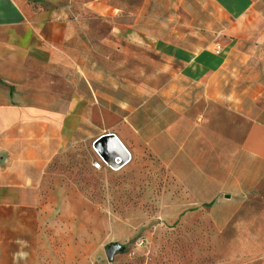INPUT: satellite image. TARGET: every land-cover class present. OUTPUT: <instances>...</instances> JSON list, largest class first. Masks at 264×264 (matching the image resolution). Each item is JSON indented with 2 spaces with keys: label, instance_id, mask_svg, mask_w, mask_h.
I'll return each mask as SVG.
<instances>
[{
  "label": "crops",
  "instance_id": "obj_1",
  "mask_svg": "<svg viewBox=\"0 0 264 264\" xmlns=\"http://www.w3.org/2000/svg\"><path fill=\"white\" fill-rule=\"evenodd\" d=\"M107 133L264 255V0H0V264L40 235L52 163Z\"/></svg>",
  "mask_w": 264,
  "mask_h": 264
},
{
  "label": "rangeland",
  "instance_id": "obj_2",
  "mask_svg": "<svg viewBox=\"0 0 264 264\" xmlns=\"http://www.w3.org/2000/svg\"><path fill=\"white\" fill-rule=\"evenodd\" d=\"M201 37L193 29L192 38ZM95 154L93 145L76 146L52 163L40 237L16 240V264H264L263 254L218 241L211 208L183 205L190 194L175 188L166 166L145 160L95 169ZM114 244L124 250L109 261Z\"/></svg>",
  "mask_w": 264,
  "mask_h": 264
},
{
  "label": "water",
  "instance_id": "obj_3",
  "mask_svg": "<svg viewBox=\"0 0 264 264\" xmlns=\"http://www.w3.org/2000/svg\"><path fill=\"white\" fill-rule=\"evenodd\" d=\"M95 152L103 161L113 169H119L126 165L131 154L123 142L114 134L107 133L99 136L93 143ZM124 247L114 244L106 248L109 261H113L114 257L123 252Z\"/></svg>",
  "mask_w": 264,
  "mask_h": 264
},
{
  "label": "built area",
  "instance_id": "obj_4",
  "mask_svg": "<svg viewBox=\"0 0 264 264\" xmlns=\"http://www.w3.org/2000/svg\"><path fill=\"white\" fill-rule=\"evenodd\" d=\"M106 163L103 161L101 157H99V160L94 163L95 169H101L102 166H104Z\"/></svg>",
  "mask_w": 264,
  "mask_h": 264
}]
</instances>
